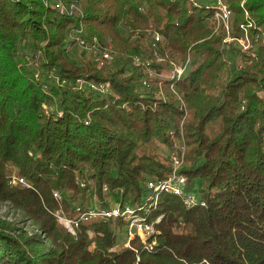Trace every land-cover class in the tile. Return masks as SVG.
<instances>
[{
	"label": "trees",
	"instance_id": "16d2710c",
	"mask_svg": "<svg viewBox=\"0 0 264 264\" xmlns=\"http://www.w3.org/2000/svg\"><path fill=\"white\" fill-rule=\"evenodd\" d=\"M63 1L82 14L43 0H0V202L35 227L0 218V264H264V49L253 68L224 71L223 37L212 34L209 11L190 13L171 0ZM231 1L237 28L243 9ZM246 3L263 24L264 0ZM82 27L113 50L106 69L92 58L73 61L69 48L79 47L73 36ZM128 31L150 38L148 47ZM150 32L166 38L162 58L190 56L195 65L174 82L187 110L171 81L162 98L160 79L144 87V70L130 63L135 54L154 58ZM171 134L185 146L187 189L201 182L204 206L171 193L148 199L146 182L171 169ZM11 167L30 188L11 183ZM125 202L154 223L155 235L131 238L122 218L83 221L72 232L55 215Z\"/></svg>",
	"mask_w": 264,
	"mask_h": 264
},
{
	"label": "built area",
	"instance_id": "2783aa9c",
	"mask_svg": "<svg viewBox=\"0 0 264 264\" xmlns=\"http://www.w3.org/2000/svg\"><path fill=\"white\" fill-rule=\"evenodd\" d=\"M46 5H50L53 9L57 10L61 14H76L81 15L82 12L74 5L67 4L63 0H43ZM173 2L181 1L187 5L188 11L192 13L194 10H201L204 12L209 11L210 15L207 16L208 23L211 26L212 34L216 37H223L221 41V48L226 50L223 54V61L226 63L224 71H230L233 68L232 58L236 62L235 69L244 70L251 69L259 62L261 51L264 49V23L258 24L254 19H250L249 11L246 8V2L248 0H236V4L240 5L243 9L244 21L237 25V28L233 25V9L231 0H171ZM151 33V32H150ZM133 34L132 40L140 37V33L128 31L127 36ZM153 41L149 49L152 55L150 58L143 56L142 54H135L131 58V65L135 68H142L144 70V76L142 78V84L144 87H150V81L154 78L160 79V96L165 98V94L162 90V84L165 81H171L169 84V90L179 101V106L183 110H187L183 93H179L175 81H179L184 78L189 71L195 66L192 64L191 57L188 56L184 61L174 62L169 58H162L159 55L158 45L167 44L165 36L158 32L151 33ZM77 40L79 47L86 51L93 63L102 69H106L108 63L114 58V52L108 45H104L96 37L88 38L84 28H80L73 36ZM148 47V45L146 46ZM166 63L165 69L160 71L152 68L153 62ZM169 62V63H168ZM38 78V74H36ZM80 85H83L82 80H78ZM98 89L95 84L91 85V88ZM109 84L103 86L104 90H107ZM183 123L181 125L180 137H183ZM173 140L172 147L168 149L170 171L165 178L155 179L147 181V188L150 191L148 195L149 200L155 199L159 193H171L180 196L189 207L197 205L204 206L205 202L200 200L198 196H195L187 189L188 181L184 174H181L184 157L185 146L181 142V139L176 138L174 134H171ZM11 183L13 185L31 187L26 178L18 174H12ZM54 196L59 198V194L54 192ZM60 223L64 224L66 228L74 232L75 227H78L83 221L97 220V219H111L122 218L129 222V235L132 238L135 235L146 237L156 234V226L154 223H148L143 217L137 215L136 209L130 204L125 202L123 205H114L109 209H101L94 207L80 212V215L75 218L66 217L62 211H58L56 214ZM155 243V242H154Z\"/></svg>",
	"mask_w": 264,
	"mask_h": 264
},
{
	"label": "rangeland",
	"instance_id": "374dc122",
	"mask_svg": "<svg viewBox=\"0 0 264 264\" xmlns=\"http://www.w3.org/2000/svg\"><path fill=\"white\" fill-rule=\"evenodd\" d=\"M139 36H140L139 39L141 40L142 47L143 48H147L146 46L149 45V43L151 42L150 38H147V36H144L142 34L139 35ZM69 49H70L69 53H71V56H72V59H73L74 62H76V63L77 62H84V63H88L89 65H91V55H89L86 52H84L86 54L81 53L82 49H80L79 47H76V48L74 47V48H69ZM169 59H171V57ZM230 61H232L233 64H234L233 68H232V71H235L236 62H234L233 58H232V60L230 59ZM122 63L123 62H120L119 64L121 65ZM112 64L113 63H111L110 66ZM127 66H128L129 71H131L132 67L129 66V64H127ZM216 84H217V86H219L220 84H222V82L221 81H217ZM217 89H218V87L215 89V92L217 91ZM160 153L163 155L164 154L163 150H161ZM9 170L11 172H13V174H18L19 173L16 168H12L11 167V168H9ZM200 183H198L197 187H192V190H190L191 193L193 195H195V196H198V194H199ZM114 198H116V200L118 202H120L117 195H115ZM0 218L6 220L8 222L9 221L14 222L17 225L18 228L25 229V230L29 231L30 233H32V231H34V229H35V227L33 226V223L29 219H27V217L24 216V214H22L20 211H17L15 208H13V206L9 202L8 203L0 202ZM127 229L128 228L125 227L118 235V240L122 241L123 243H126L125 240H126V237H127Z\"/></svg>",
	"mask_w": 264,
	"mask_h": 264
}]
</instances>
